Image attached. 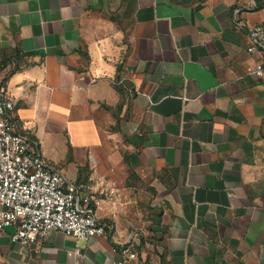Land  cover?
I'll return each mask as SVG.
<instances>
[{
	"label": "crops",
	"instance_id": "obj_1",
	"mask_svg": "<svg viewBox=\"0 0 264 264\" xmlns=\"http://www.w3.org/2000/svg\"><path fill=\"white\" fill-rule=\"evenodd\" d=\"M264 0H0V84L30 145L115 194L89 240L51 231L0 264H264ZM93 177V180H90Z\"/></svg>",
	"mask_w": 264,
	"mask_h": 264
},
{
	"label": "built area",
	"instance_id": "obj_2",
	"mask_svg": "<svg viewBox=\"0 0 264 264\" xmlns=\"http://www.w3.org/2000/svg\"><path fill=\"white\" fill-rule=\"evenodd\" d=\"M250 49L262 52L254 72L264 76V25L249 31ZM15 103L0 84V231L11 230L10 238L20 248H32L51 231L89 240L103 236L106 224L96 208L115 194L114 189L68 180L30 145L27 134L19 131L14 118ZM90 177V180H93ZM116 264H135L138 253L129 245L119 248ZM84 264L79 247L70 251Z\"/></svg>",
	"mask_w": 264,
	"mask_h": 264
}]
</instances>
